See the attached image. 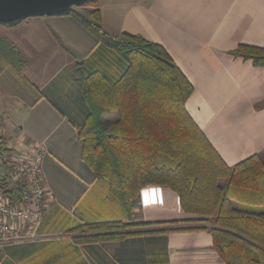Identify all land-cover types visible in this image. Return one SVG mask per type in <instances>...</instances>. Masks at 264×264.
Returning a JSON list of instances; mask_svg holds the SVG:
<instances>
[{
    "label": "crops",
    "instance_id": "0c3cea01",
    "mask_svg": "<svg viewBox=\"0 0 264 264\" xmlns=\"http://www.w3.org/2000/svg\"><path fill=\"white\" fill-rule=\"evenodd\" d=\"M111 35L138 34L162 45L193 86L185 109L225 164L264 149V66L233 57L238 44L264 47V0H98ZM86 9L87 6L75 7ZM0 40L20 66L0 52V137L18 151L43 147L42 174L51 199L31 242L0 245V264H218L205 230L156 232L121 240L77 243L82 223L161 222L195 217L168 187L141 188L129 217L111 197L107 180L81 159L77 129L87 106L75 84L98 71L116 81L129 60L98 42L69 14L0 23ZM107 119H115L113 112ZM96 186L74 222L59 214L62 201ZM81 189V191L79 190ZM95 193V191H94ZM66 207V206H65ZM264 209V206L262 207ZM66 211V210H65Z\"/></svg>",
    "mask_w": 264,
    "mask_h": 264
},
{
    "label": "trees",
    "instance_id": "16d2710c",
    "mask_svg": "<svg viewBox=\"0 0 264 264\" xmlns=\"http://www.w3.org/2000/svg\"><path fill=\"white\" fill-rule=\"evenodd\" d=\"M69 14L104 46L124 54L127 68L114 82L98 71L83 75L75 64V84L87 114L77 129L81 159L107 180L111 197L129 217L141 188L168 187L195 217L161 222L121 220L82 223L73 240H121L156 232L205 230L218 264H264V149L229 166L185 109L193 86L165 48L138 34H109L98 0ZM0 52L16 67L17 54ZM229 54L264 66V47L238 44ZM264 106V101L259 105ZM116 118H105L111 113ZM6 139L0 137V144Z\"/></svg>",
    "mask_w": 264,
    "mask_h": 264
},
{
    "label": "built area",
    "instance_id": "2783aa9c",
    "mask_svg": "<svg viewBox=\"0 0 264 264\" xmlns=\"http://www.w3.org/2000/svg\"><path fill=\"white\" fill-rule=\"evenodd\" d=\"M42 147L0 144V245L31 242L51 199L41 170Z\"/></svg>",
    "mask_w": 264,
    "mask_h": 264
},
{
    "label": "water",
    "instance_id": "95a60500",
    "mask_svg": "<svg viewBox=\"0 0 264 264\" xmlns=\"http://www.w3.org/2000/svg\"><path fill=\"white\" fill-rule=\"evenodd\" d=\"M88 0H0V23L67 12Z\"/></svg>",
    "mask_w": 264,
    "mask_h": 264
},
{
    "label": "rangeland",
    "instance_id": "374dc122",
    "mask_svg": "<svg viewBox=\"0 0 264 264\" xmlns=\"http://www.w3.org/2000/svg\"><path fill=\"white\" fill-rule=\"evenodd\" d=\"M42 151H43V155H42V159H43L44 154H45V150L43 149V147H42ZM41 170H42V160H41ZM79 190L81 191V189ZM101 190H102L101 188L96 186L90 192L83 191L80 193V196H76V197L70 198L69 200L62 201V204H64V209L66 211L59 210V214L62 216V218H64L65 222L67 223H70V221L74 222L78 214H80V210L82 206H84L88 198L93 197V200L95 201L97 205H98V200H101L102 198L105 199V196L108 195V191L106 189H105V192Z\"/></svg>",
    "mask_w": 264,
    "mask_h": 264
}]
</instances>
